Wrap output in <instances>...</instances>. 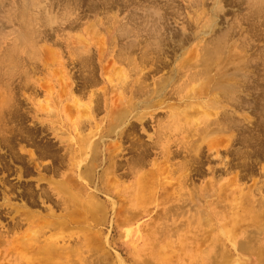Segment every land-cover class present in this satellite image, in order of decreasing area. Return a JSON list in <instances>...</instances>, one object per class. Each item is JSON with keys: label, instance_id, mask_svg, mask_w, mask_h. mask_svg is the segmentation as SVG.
<instances>
[{"label": "rangeland", "instance_id": "1", "mask_svg": "<svg viewBox=\"0 0 264 264\" xmlns=\"http://www.w3.org/2000/svg\"><path fill=\"white\" fill-rule=\"evenodd\" d=\"M248 6V0H0V98L6 111L14 105L19 120L14 126L4 113L9 124L0 131L16 152L0 140V264H264V16L252 17ZM150 13L164 16L156 50L146 42ZM210 16L211 29L204 26ZM209 38H223L233 54L234 61L224 56L221 81L235 73L244 86L238 103H221L226 126L203 132L216 109L207 117L199 99L178 103L182 70H171ZM162 79L163 91L153 93ZM123 111L110 131L113 114ZM25 131L56 157L36 159ZM89 161L94 168L84 187L60 179ZM57 182L78 196L80 225H45L48 213L69 210L56 205L52 192L38 197ZM89 202L96 203L92 216ZM49 240L74 251L68 262L39 260L32 249Z\"/></svg>", "mask_w": 264, "mask_h": 264}, {"label": "bare ground", "instance_id": "2", "mask_svg": "<svg viewBox=\"0 0 264 264\" xmlns=\"http://www.w3.org/2000/svg\"><path fill=\"white\" fill-rule=\"evenodd\" d=\"M248 4H249L248 8H250L252 17L258 18V17L264 16V0H248ZM151 6L155 10L156 9L159 10L161 8L155 2H153V4H151ZM251 9H254V10H251ZM149 16H152V17H148L147 16L146 18H144V21L148 24V28L146 29V36H148L146 38V42H147V45H149V46L155 44V50H156L157 47H158V41H160V40H158V38H159L158 33L160 31V24H161V22L159 20L163 19L164 16L161 15V16L156 18L153 15H151V13L149 14ZM212 24H213V18L210 16L208 22L204 26L206 28L211 29L212 28ZM138 30H139V28H138ZM151 38L153 39V41H151ZM223 40H224L223 38L214 39V40H213V38L203 39V40L200 39V41L198 43H201V44L197 43V46H196V48L194 50L196 52H195L194 55H192V58H190L189 55H188V57H186V59H183L179 69H172L171 70V72L174 71L177 74L182 70V72H181L182 75L180 76V78L182 77V81H183L184 85H182L181 87H178V91L176 92V97L175 98L176 99L178 98L177 99L178 103H183V102L187 101L186 105H184L185 107H187V106H190V103L197 102L196 99H199L198 103L204 107V109H205L204 115H206L207 117H208V115L212 114V112H211L212 109H210V107L216 109V110L213 111V112H217V116L215 118H213V119H205L204 120L203 127H202L203 132H206L211 126H217V127H220L221 129L224 126H226V122H224V120L226 119L224 117V115L226 114V110H222V111L220 110V108L223 107V105L221 103L223 101L227 102V101H230V100L231 101H235V102L238 103L240 100H239V95L237 93L239 92L240 88L242 86H244V82L242 81L243 79L241 77H239V75H236L235 73H232L231 77L225 78L224 79L225 82L223 80L221 81L223 75H222V73L220 71L221 70L223 71V68H225L226 65H227L226 63H224V61H225L224 60V56L226 57V55H227V56L231 57L230 58L231 61H234V59L232 58L233 56H231L233 54H231L229 51H227V49L225 48V42ZM178 41L180 42L181 39L180 40L178 39ZM147 54H148V52L146 51L145 52V57H147ZM143 56H144V53H143ZM158 58H159L158 56H155L154 59L157 60ZM85 59H86V61H83V62L84 63L88 62L89 63L88 65H90V62L88 61V58L86 57ZM81 60H83L82 57H81ZM237 63H239V61H237ZM241 66H243V64H241ZM213 67L216 69V72L214 74L212 72L213 69H214ZM85 68L88 69V67H85ZM89 69H88L89 70L88 74L92 73L91 68H89ZM90 76H91V74H90ZM92 78H93V76H92ZM169 78L170 77L168 76L167 79H169ZM88 80L89 79H87L86 81L88 82ZM92 81H94V80L90 79L89 83H93ZM162 82H163V79L158 83L160 85H158V87L154 89L153 93L154 92L155 93H160L161 91H163V89L165 87V84H166V81H165V83H162ZM190 84L191 85L195 84L196 85L195 88L193 86H192L193 88H191V87L189 89L185 88L186 85H190ZM186 89H188L186 92H184L183 94H179L180 93L179 91H184ZM172 100H173V98H172ZM89 101H91V99H89ZM7 103L8 102L6 100L0 98V131H2V132L7 130L6 128H7L8 124H9L8 120L3 115L4 113L8 114V118H10L9 122L13 123L14 126H17V124H19V120L15 119L16 118V116H15L16 110L15 109L12 110L14 105H12L6 111L4 106ZM157 103H160V102H157ZM162 104H164V103H162ZM182 111H184V108L176 110V113L182 112ZM192 112H193V110H192ZM219 116H221V119L219 118ZM123 117H124V111L120 112V113H116V114L114 113L113 114V116L111 118V121H110V124H109L110 125V131H114L117 123L119 121H121ZM215 130H217V129L213 128V131H215ZM23 132L24 131H21L20 133H23ZM108 133H110V132H108ZM209 136H210V134H209ZM250 137H252V136H250ZM23 138L25 140H27V141L32 140L31 143H32V145L35 146V149L37 150L36 159L45 158V157H53V158L56 157L55 152L51 149V146H49L47 143L36 142L35 140H33V136H32V133L30 131H25V134L23 135ZM254 139H255V137H254ZM0 140L7 147L9 152L15 156L14 153H16V152H14L13 146L10 143L11 142V138H8V137H6L4 135H1ZM247 140L243 139V142H247ZM192 156L193 157L192 158L190 157V159L192 161H194V162H197L196 161L197 157H196L195 153ZM16 157H18V156H16ZM144 157H145V150H144ZM34 160L35 159L33 158L32 152H29L28 161L30 162V161H34ZM140 161H141V158H140ZM32 164H34V163H32ZM93 168H94V165H92V162L89 161L87 163V165H85L84 170H82V171L80 170L78 174H76V173L72 174L71 176H68L67 178H66V175L61 174L60 175V177H61L60 179H64V176H65V179H68V181H71V179H74V181L77 182L76 184H80L81 185L82 184V179H90L91 178V175L93 173ZM52 169H54V168H52ZM53 171H55V170H53ZM185 175H188V172ZM76 184H74V188L77 189L78 186ZM72 185L73 184H71V186ZM81 186L84 187L83 184ZM48 188H50V190H48L47 188L45 190H41L38 193V197H40L42 195L43 196L47 195V197H50L49 194H51V192H52V195H54L56 197V201H55L56 205L62 206V209H67V210L69 209V210H68V212H64L63 214H60V213L56 214L53 211L48 213L47 214V218L44 219L45 225L47 227L51 226L53 229H57V230L58 229H63L64 230V228H66V227H71V226H74V225H80L84 220H83V216H81L82 213L81 212L78 213L79 206L81 207L80 202H79V200L77 198L78 196H73V195L68 194V186L67 185H63L62 182H57L54 185V187H52V188L48 187ZM24 191L25 192L22 193V194L25 195V197L27 198L28 201H31L32 203H34L35 202L34 201V193L32 192V190L30 188H25ZM90 196L94 197L93 194H90ZM24 204H26V203H24ZM88 205H89L88 210L91 213L90 215L92 216L93 212H91V209L93 207L96 208V203L95 202H91V203L89 202ZM58 210H59V208H58ZM22 214H23V217H25V218H23V220H25V221H28V217L32 215V213H30L27 210L23 211ZM238 214H240V213H238ZM20 217H21V215H20ZM12 219H14V217H12ZM15 223L19 224V220L16 221ZM31 232H32V234H35L37 232V230L33 229ZM61 233L62 232H60L59 234H61ZM55 236L56 235H54L53 237H55ZM30 238H32V236H30ZM55 242L56 241L49 240L48 242L44 243L43 245H41L39 247H36V248H33L32 251L34 250L35 254L40 255L39 260H41V261H50V260H52L54 258H59L63 262H68L69 261V259H68L69 256L68 255L69 254L73 255L74 251L69 249L67 252H65L64 249L61 248V247H58ZM241 248H242V250H247L248 249L246 246H242ZM62 255H64L63 258H61ZM207 257H208V255H207ZM35 261H37V260H35ZM208 263H210V261Z\"/></svg>", "mask_w": 264, "mask_h": 264}]
</instances>
